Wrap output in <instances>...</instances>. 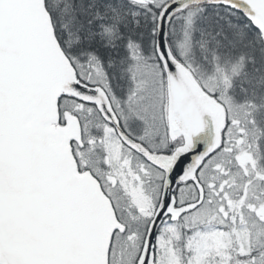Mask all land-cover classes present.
Returning <instances> with one entry per match:
<instances>
[{
	"label": "snow or ice",
	"instance_id": "1",
	"mask_svg": "<svg viewBox=\"0 0 264 264\" xmlns=\"http://www.w3.org/2000/svg\"><path fill=\"white\" fill-rule=\"evenodd\" d=\"M0 264H264V0H0Z\"/></svg>",
	"mask_w": 264,
	"mask_h": 264
}]
</instances>
